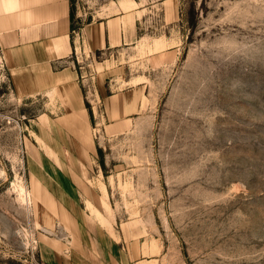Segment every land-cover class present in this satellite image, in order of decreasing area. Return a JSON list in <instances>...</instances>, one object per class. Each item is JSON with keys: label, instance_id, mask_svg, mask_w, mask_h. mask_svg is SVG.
Masks as SVG:
<instances>
[{"label": "rangeland", "instance_id": "1", "mask_svg": "<svg viewBox=\"0 0 264 264\" xmlns=\"http://www.w3.org/2000/svg\"><path fill=\"white\" fill-rule=\"evenodd\" d=\"M71 4L75 32L125 11L138 18L133 44L79 64L92 113L98 85L146 88L131 128L94 140L100 223L149 264H264V0ZM161 50L165 63L151 56ZM48 102L19 99L0 55V264H44L24 162Z\"/></svg>", "mask_w": 264, "mask_h": 264}, {"label": "crops", "instance_id": "2", "mask_svg": "<svg viewBox=\"0 0 264 264\" xmlns=\"http://www.w3.org/2000/svg\"><path fill=\"white\" fill-rule=\"evenodd\" d=\"M71 10L70 0H0V55L13 92L22 100L49 101L35 119L24 162L40 223L37 254L44 264H149L157 259L125 246L100 223L97 214L108 221L102 199L107 189L90 180L97 133H126L146 88L128 80L126 88L104 94L98 85L100 106L92 113L77 64L86 53L133 44L138 18L125 11L75 32ZM164 51L151 56L162 61L169 56L158 55Z\"/></svg>", "mask_w": 264, "mask_h": 264}, {"label": "bare ground", "instance_id": "3", "mask_svg": "<svg viewBox=\"0 0 264 264\" xmlns=\"http://www.w3.org/2000/svg\"><path fill=\"white\" fill-rule=\"evenodd\" d=\"M156 46H157V48H159L160 44H157ZM154 48H156V47H154ZM20 196L26 201L27 191L23 187H20Z\"/></svg>", "mask_w": 264, "mask_h": 264}, {"label": "trees", "instance_id": "4", "mask_svg": "<svg viewBox=\"0 0 264 264\" xmlns=\"http://www.w3.org/2000/svg\"><path fill=\"white\" fill-rule=\"evenodd\" d=\"M71 1V0H70ZM70 17H71V21H73L74 19V13H73V9L71 10V14H70ZM99 151V150H98ZM100 152V151H99ZM100 165L102 166V164L100 163Z\"/></svg>", "mask_w": 264, "mask_h": 264}, {"label": "built area", "instance_id": "5", "mask_svg": "<svg viewBox=\"0 0 264 264\" xmlns=\"http://www.w3.org/2000/svg\"><path fill=\"white\" fill-rule=\"evenodd\" d=\"M77 64H78V65L80 64V62H79L78 60H77ZM79 69L81 70L82 68L79 66ZM82 79H83V76L80 75V80L82 81ZM82 84H84L83 81H82Z\"/></svg>", "mask_w": 264, "mask_h": 264}]
</instances>
